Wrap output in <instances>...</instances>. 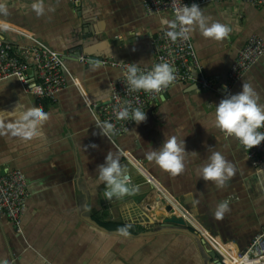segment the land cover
<instances>
[{
  "label": "crops",
  "instance_id": "0c3cea01",
  "mask_svg": "<svg viewBox=\"0 0 264 264\" xmlns=\"http://www.w3.org/2000/svg\"><path fill=\"white\" fill-rule=\"evenodd\" d=\"M42 2L46 11L38 16L32 10L34 0H0L7 9L0 12V39L23 47L34 46L29 37L47 44L63 56L68 83L56 103H43L51 114L42 128L44 139L20 143L0 135V174L21 171L28 189L22 234L0 217V259L8 264H220L218 250L231 260L249 250L264 232V168H256L246 149L213 126V113L239 53L252 36L264 39V8L241 2L202 7L212 21L232 29L222 41L205 38L198 30L190 34L215 88L176 85L145 111V122L111 139L91 104L100 107L109 101L121 69L86 65L78 57L148 67L152 41L168 27L163 21L172 18L148 16L142 0ZM245 81L264 100V57L234 94ZM18 104L38 108L16 79L1 81L0 111L12 112ZM172 135L185 139L189 153H197L186 156L178 175L146 159L148 151ZM213 151L235 169L223 188L197 175ZM109 152L119 154L131 185L138 188L134 195L104 197L105 186L96 177ZM221 203L229 211L217 218ZM172 215L183 217L194 234L184 227L166 228L163 220ZM123 226H128L127 236L118 231ZM214 251L220 255L213 257Z\"/></svg>",
  "mask_w": 264,
  "mask_h": 264
},
{
  "label": "built area",
  "instance_id": "2783aa9c",
  "mask_svg": "<svg viewBox=\"0 0 264 264\" xmlns=\"http://www.w3.org/2000/svg\"><path fill=\"white\" fill-rule=\"evenodd\" d=\"M223 2H241L256 8H264V0H142L144 11L148 16L170 15L172 20L185 5L191 7L196 4L202 8ZM167 31L168 27L152 41L151 65L139 66L144 72L151 70L155 64L163 62H168L174 68V82L159 93L134 91L130 88L124 73L128 64L131 63L118 64L111 60H95L84 55L78 57L79 61L86 65L100 63L121 69L120 78L111 84L109 101L100 107L91 104L92 110L97 111L101 124L111 123L113 125L111 130L108 129L109 138L114 139L124 135L135 124V121L130 118H118L119 111L125 107H129L130 112L136 108L145 112L160 98L166 96L172 87L180 84L198 85L204 91L215 88V83L204 73L191 35L187 39L178 38L173 41L167 36ZM29 38L35 42L32 47L16 46L0 39V82L16 79L25 92L35 99L38 108L44 110V101L56 103L60 93L67 88L64 59L47 44L33 37ZM263 57L264 39L252 36L239 53L223 85H227L228 92L234 94L239 81ZM221 95L222 99L226 95L224 87L221 88ZM247 153L256 168H264V142ZM151 180L154 182L153 179ZM27 198V182L21 171H12L6 175L0 174V217L6 218L19 234L23 232L22 216ZM203 233L209 236L204 230ZM248 251L250 255L238 256L251 261L258 260L253 264H264V232L254 240ZM218 252L223 256L225 264H231L227 261L225 254L220 250ZM11 264H16V260H13Z\"/></svg>",
  "mask_w": 264,
  "mask_h": 264
},
{
  "label": "clouds",
  "instance_id": "9594fccd",
  "mask_svg": "<svg viewBox=\"0 0 264 264\" xmlns=\"http://www.w3.org/2000/svg\"><path fill=\"white\" fill-rule=\"evenodd\" d=\"M32 10L42 16L46 11L42 0H34ZM0 12L7 13L3 4H0ZM163 23L167 24V36L173 41L178 38L187 39L197 30L205 38L222 41L232 31L229 26L212 21L196 4L191 7L185 5L174 20H165ZM124 76L132 90L156 93L170 86L175 80L174 68L168 62L157 63L147 72L141 71L139 64H128ZM223 87L226 95L215 105L213 126L250 151L264 142V100L253 84L247 81L242 83L241 91L235 94L228 92L227 85ZM50 115L42 108L21 104L12 112L0 111V135L6 134L20 143L42 140V128L49 121ZM118 118H130L140 124L147 120V114L139 108L130 112L129 107H125L119 111ZM104 127L111 130L113 125L106 123ZM92 147L95 148L96 145ZM195 154L197 153L186 150L185 139L181 140L177 135H172L166 137L159 148L148 151L146 159L165 172L178 175L184 171L186 156ZM97 171V183L105 186L103 195L108 200L134 195L138 191L136 186L131 185V177L128 170L121 165L119 154L109 152ZM234 173L233 164L219 151H213L197 169V175L203 181L214 182L218 188H223ZM227 211L228 204L221 203L217 205L215 215L220 218ZM118 231L127 236L128 226H123ZM0 264H8V261L0 259Z\"/></svg>",
  "mask_w": 264,
  "mask_h": 264
},
{
  "label": "water",
  "instance_id": "95a60500",
  "mask_svg": "<svg viewBox=\"0 0 264 264\" xmlns=\"http://www.w3.org/2000/svg\"><path fill=\"white\" fill-rule=\"evenodd\" d=\"M168 211L169 212H173V209L171 208V207H169L168 208ZM187 221L183 218V217H178V216H176V215H172L171 217H167V218H165L164 220H163V225L166 227V228H168V227H170V226H179V227H184V228H186L187 229V231L189 232V233H191V234H194L193 232H192V230H190L188 227H187ZM99 228H101V227H99ZM252 245V244H251ZM250 248H251V246H250ZM217 252V251H216ZM215 251H214V253H213V257H217L218 255H220L218 252L216 253ZM250 255V252L248 251V250H246V251H242V252H240L239 253V255H241V256H246V255ZM220 258H221V256H220ZM220 264H225L222 260H220Z\"/></svg>",
  "mask_w": 264,
  "mask_h": 264
},
{
  "label": "bare ground",
  "instance_id": "6f19581e",
  "mask_svg": "<svg viewBox=\"0 0 264 264\" xmlns=\"http://www.w3.org/2000/svg\"><path fill=\"white\" fill-rule=\"evenodd\" d=\"M231 257L227 256V261H229L231 264H246L247 262L251 261L248 258H240L239 256H235L234 258H232V260L230 259ZM257 261V260H254Z\"/></svg>",
  "mask_w": 264,
  "mask_h": 264
}]
</instances>
